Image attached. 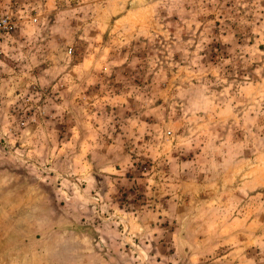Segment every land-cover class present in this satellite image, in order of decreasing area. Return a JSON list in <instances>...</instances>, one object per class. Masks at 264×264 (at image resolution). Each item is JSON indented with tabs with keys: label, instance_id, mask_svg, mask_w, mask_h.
I'll list each match as a JSON object with an SVG mask.
<instances>
[{
	"label": "rangeland",
	"instance_id": "374dc122",
	"mask_svg": "<svg viewBox=\"0 0 264 264\" xmlns=\"http://www.w3.org/2000/svg\"><path fill=\"white\" fill-rule=\"evenodd\" d=\"M13 13L0 264H264V0Z\"/></svg>",
	"mask_w": 264,
	"mask_h": 264
},
{
	"label": "built area",
	"instance_id": "2783aa9c",
	"mask_svg": "<svg viewBox=\"0 0 264 264\" xmlns=\"http://www.w3.org/2000/svg\"><path fill=\"white\" fill-rule=\"evenodd\" d=\"M78 2L79 0H67ZM18 5V0H0V44L3 40L11 39L13 34L23 25V21L14 16V9ZM25 17L30 23H36L37 18L34 15L26 14ZM3 50L0 45V56L3 55ZM68 55L72 54V49L67 52Z\"/></svg>",
	"mask_w": 264,
	"mask_h": 264
},
{
	"label": "trees",
	"instance_id": "16d2710c",
	"mask_svg": "<svg viewBox=\"0 0 264 264\" xmlns=\"http://www.w3.org/2000/svg\"><path fill=\"white\" fill-rule=\"evenodd\" d=\"M243 35H244V32H243ZM241 37H243L242 35H240Z\"/></svg>",
	"mask_w": 264,
	"mask_h": 264
}]
</instances>
